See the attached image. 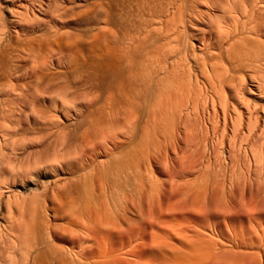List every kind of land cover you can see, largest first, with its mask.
Listing matches in <instances>:
<instances>
[{"label": "bare ground", "instance_id": "6f19581e", "mask_svg": "<svg viewBox=\"0 0 264 264\" xmlns=\"http://www.w3.org/2000/svg\"><path fill=\"white\" fill-rule=\"evenodd\" d=\"M0 264H264V0H0Z\"/></svg>", "mask_w": 264, "mask_h": 264}]
</instances>
